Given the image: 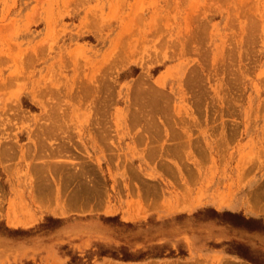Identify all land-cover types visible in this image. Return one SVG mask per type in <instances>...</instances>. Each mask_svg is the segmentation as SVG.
<instances>
[{
    "label": "rangeland",
    "instance_id": "1",
    "mask_svg": "<svg viewBox=\"0 0 264 264\" xmlns=\"http://www.w3.org/2000/svg\"><path fill=\"white\" fill-rule=\"evenodd\" d=\"M0 264H264V0H0Z\"/></svg>",
    "mask_w": 264,
    "mask_h": 264
},
{
    "label": "bare ground",
    "instance_id": "2",
    "mask_svg": "<svg viewBox=\"0 0 264 264\" xmlns=\"http://www.w3.org/2000/svg\"><path fill=\"white\" fill-rule=\"evenodd\" d=\"M129 60H130V59H129ZM143 74H146V73H143ZM143 74H142V75H143ZM142 75H141V77H142ZM146 75H147V74H146ZM139 76H140V75H139ZM134 83H136V81H135ZM135 85H137V83H136ZM138 85H139V84H138ZM138 85H137V87H138ZM145 85H146V84H145ZM140 86H141V85H139V87H140ZM139 87H138V88H139ZM134 88L136 89V87H133V86H132V90H133ZM140 88H141V87H140ZM148 88H150V87H148ZM151 88H152V87H151ZM151 88H150V89H151ZM90 89H92V87H91ZM135 89L133 90V92H132V90H131V93H132V94L134 93ZM153 89H154V87H153ZM153 89H152V91H153ZM155 89H156V88H155ZM140 90H141V89H140ZM141 91H142V90H141ZM141 91H139V89L137 90V92H139V93H140ZM135 92H136V91H135ZM152 93H153V97H154L155 95H156V96L158 95L156 92H155V94H154V91L151 92L150 95H151ZM161 93H162V92H161ZM161 93H160V94H161ZM136 95H137V93H134L133 96L135 97ZM140 96H141V95H140ZM156 96H155L154 98H152V96H150V97H151V100H150V98H149L150 102H154V101H156V100H157V97H156ZM160 96H162V95H160ZM135 98L139 100L140 97H139V95H137ZM160 98H161V97H160ZM160 98H159V99H160ZM153 99H154V100H153ZM155 99H156V100H155ZM152 100H153V101H152ZM155 103H156V102L153 103V106L155 105ZM157 104H159V103H157ZM157 104H156V105H157ZM154 107H155V106H154ZM159 107H161V104L159 105ZM156 109H158V107H157ZM40 179H42V178H40ZM40 179H39V182H40ZM43 181H44V180H43ZM35 182H37V181H35ZM39 182H37V184H35V185H38ZM40 183H41V182H40ZM33 186H34V185H33ZM35 187H36V189H37V188L39 189V188L42 187V186L39 185V187H38V186H35ZM35 187H34L33 189H35ZM36 189H35V190H36ZM258 191H259V190H258ZM35 192L37 193L38 190H36ZM43 192H44V190H43ZM94 192H95V191H94ZM94 192H93V193H94ZM40 193H41V189H40ZM261 193H262V192H261ZM261 193H260V191H259V194H260V195H261ZM37 194H38V193H37ZM46 194H47V193H46ZM43 195H45V192H44ZM89 195H90V194H89ZM37 196H39V195H37ZM92 196H93V195H92ZM261 196H263V194H262ZM93 197H94V196H93ZM262 198H263V197H261V199H262Z\"/></svg>",
    "mask_w": 264,
    "mask_h": 264
}]
</instances>
